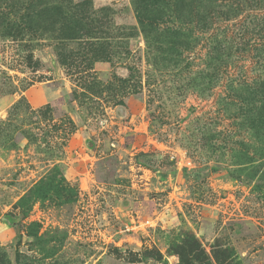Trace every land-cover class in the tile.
<instances>
[{"label": "rangeland", "instance_id": "obj_1", "mask_svg": "<svg viewBox=\"0 0 264 264\" xmlns=\"http://www.w3.org/2000/svg\"><path fill=\"white\" fill-rule=\"evenodd\" d=\"M0 264H264V11L0 0Z\"/></svg>", "mask_w": 264, "mask_h": 264}, {"label": "trees", "instance_id": "obj_2", "mask_svg": "<svg viewBox=\"0 0 264 264\" xmlns=\"http://www.w3.org/2000/svg\"><path fill=\"white\" fill-rule=\"evenodd\" d=\"M233 3L237 4V7L241 9V6L253 7L259 11H264V0H231Z\"/></svg>", "mask_w": 264, "mask_h": 264}]
</instances>
